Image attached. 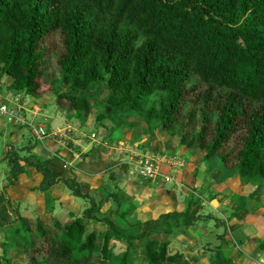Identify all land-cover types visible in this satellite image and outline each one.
<instances>
[{"label": "trees", "instance_id": "1", "mask_svg": "<svg viewBox=\"0 0 264 264\" xmlns=\"http://www.w3.org/2000/svg\"><path fill=\"white\" fill-rule=\"evenodd\" d=\"M51 35L60 38L56 65L68 89L50 87L75 116L88 113L89 87L97 83L106 95L96 122L135 116L264 188V0H0V76L12 89L42 94ZM9 155L5 188L23 172L22 160L42 173L37 189L61 183L89 205L55 234L41 220L26 229L6 198L14 224L1 229L0 264H139L130 249L113 252L112 245L141 241L150 229L131 236L101 216L100 201L76 180L50 176L34 155ZM171 216L194 217L174 211L161 218ZM99 222L105 231H89ZM154 231L143 264H189L167 251V232ZM13 240L25 247L24 258L7 257Z\"/></svg>", "mask_w": 264, "mask_h": 264}, {"label": "crops", "instance_id": "2", "mask_svg": "<svg viewBox=\"0 0 264 264\" xmlns=\"http://www.w3.org/2000/svg\"><path fill=\"white\" fill-rule=\"evenodd\" d=\"M4 79L5 77L0 76V89L4 83ZM12 90L13 92H11L9 96L13 97L16 101H19V96L22 95L32 98L31 95L26 94L23 90ZM51 95L49 96L46 93L42 96L37 97L39 103L42 106L41 109L37 107V102H30L29 106L33 107L34 109L31 112L36 115V111H42V116L45 118H49L48 104L50 105L53 102L58 104L55 96L51 97ZM3 100V95L0 93V102H2ZM61 105L64 109L66 104L61 103ZM63 113L64 111H60L56 106L54 116L51 118L52 122H59L60 119L63 118ZM71 113L75 115L74 110H68V114ZM72 120H74L75 122L76 116H73ZM74 125L75 123L73 124V126ZM105 125H107V122L102 121L95 126L99 129H103ZM56 127L58 126L56 125ZM66 128H72L74 132H78L75 131V127H72L70 125H68ZM55 129L56 130H52V132H50L51 136H47L42 140L34 139V144L28 147L29 153L24 155L23 157H20L23 159L26 156L34 155L41 161V167H43V169L50 176H53L55 178L66 177L76 180L80 184L83 192L88 193V195L91 196L96 202L100 201L101 216H104L105 213L103 207L109 204L110 209L107 210L108 216L105 217L113 220L122 230L126 231L131 236L137 237L146 229H150L147 235L150 234L154 236L148 238L146 235V237L148 239L157 238L158 235L154 231V228H156L157 231L158 227H161L162 223H167V221L161 219V216L165 213L174 212L173 210H175V208H178L176 209L177 212H186L188 215H194V218H198L196 221H199L198 215L199 213L201 214L202 210H204V204H202V200L204 199L202 195L203 193H200V189L191 190L187 187L185 179L187 176L191 175L195 167L192 162L188 161L186 157L182 155V153L178 152V149L171 150L165 146L164 148H162V150H160L157 149L155 145L152 144V142L144 143L131 137H127L128 139L120 138L112 141H110V139H104L103 137H101L105 140V142H101L99 138H96V135L94 133L92 134L95 135V138L91 137L92 134L90 135V138L91 140L96 142L97 148L91 149L90 147H84L82 144L80 145L79 142L81 141L75 138V133H73L74 135L72 140L73 148H70L66 143H64V141L59 140L60 136H53V134L57 130H59L58 128ZM158 130L159 129L153 131ZM159 131L162 132L161 130ZM19 133V127L15 125H13V127H7L0 118V136H3L1 147L5 152L4 157L0 159V233H2L1 229L4 226L14 224L13 213L9 211L6 205V198H8L11 201L13 208L18 211L26 229L34 231L36 228V221L41 220V222L46 227L50 228L56 234L57 230L61 226L69 222L75 216H79L82 213V211L89 205V199L82 198L81 201L78 202L77 199L81 197L78 198V196L72 194L71 191L70 194H65L63 187H61L59 183L54 184L46 191L37 189L43 178V175L34 166L27 165L23 172L17 174L15 182L5 188L7 184V176L10 171L9 168L6 167L7 159H5V157L7 154H9L10 150H13L14 144H16L18 141L17 138ZM46 139L49 141L45 142ZM38 143H41L42 147L39 146ZM119 143H128L129 149L123 150L122 146H118ZM78 145H80V147L82 148L80 152L79 149H76L78 148ZM102 149L105 150V155L101 153L100 150ZM134 153H146L147 155L154 158L157 157V159H159L157 174L150 178H142L137 175L135 167L131 163V157H133ZM119 156H122L123 158L120 159ZM203 159L205 158L203 157ZM205 161L207 160L205 159ZM74 164H76V166ZM108 167L112 170L111 172H114V175L111 174L110 177L114 176L115 182L121 184V193L125 196V200L123 202L121 200H118L117 196L114 193H110L111 195L108 194L115 197L114 201L110 199L107 200L105 198L106 195H102L104 193H102L101 190L105 186L109 185V183L104 182V175H102L104 172H106ZM123 168L125 169V171L123 170ZM213 170L214 169L211 168V171ZM205 174L206 169L203 173V176ZM210 174L211 173H209V175ZM232 174L238 177L243 185L250 184L251 186H254V190L251 194L257 195L262 190L256 188V186L252 183L244 181L239 175H236L234 173ZM221 175L222 173H220L219 177H216V182L222 183L219 181ZM191 180V182H194V178L191 177ZM143 181L145 182L142 183ZM194 186H196L195 183ZM60 188H62V191L57 192ZM196 196L200 198V200L195 198ZM192 199L197 200L191 201ZM215 202L216 205H219L217 200H213L210 207L213 208ZM68 203H73V210L71 209L72 206L70 207ZM169 207L172 209L168 212L167 210L170 209ZM219 207L220 205L216 209L213 208L214 216L215 214L220 215L221 212L224 213V210L220 209ZM196 210H199L197 215L193 214L196 212ZM163 211L165 212L162 213ZM194 218H184L185 223L187 225H191ZM206 218L208 219L209 217L206 215ZM219 219L220 217H217L215 219V222ZM226 219L227 217L225 218V220ZM225 220H223L222 224H220L224 226V229L226 227ZM261 220H263L261 228L264 229V218H261ZM154 221H158V225L155 224ZM100 223L101 222L94 224L99 225ZM254 223V226H259L258 221H255ZM234 226L236 227L237 225L232 224V227ZM92 230L101 232L105 231L106 229ZM183 231L184 234L182 235L190 241H198L202 236L201 231L200 233L195 230L192 231L190 227L188 228L187 226L183 228ZM172 235H174L172 232L169 233L170 240L172 238ZM218 236H221V234H218ZM130 241H132V239L128 240V242ZM223 241H225V238L222 240V242ZM98 242H100V240ZM13 244L14 246L11 249H14V247L16 249L23 248L25 251V248L23 246H17V240H13ZM262 244V249L257 253V255L259 253H264V242ZM11 249H9L6 254L7 257L10 258H12V256H9V252ZM24 251L22 255L14 257L24 258ZM178 254L181 255V262L194 264L186 259L183 253ZM261 256L262 254H260V257ZM261 260H264V257ZM233 262L236 264H241L237 261ZM248 264L260 263L258 260H256V258H251Z\"/></svg>", "mask_w": 264, "mask_h": 264}, {"label": "rangeland", "instance_id": "3", "mask_svg": "<svg viewBox=\"0 0 264 264\" xmlns=\"http://www.w3.org/2000/svg\"><path fill=\"white\" fill-rule=\"evenodd\" d=\"M46 44L49 46L47 49L50 52V56H48L44 64L46 74L40 80V87L42 91L40 96L47 93L49 96L52 94L51 97L55 96L56 99L57 96L52 93L50 83H52L53 88L59 92L68 89V86L62 81V74L59 67L56 65V56L61 50L59 36L51 35L47 39ZM11 92H13L12 87H10L7 78L5 77L4 83L0 89V93L3 95L4 100L0 102V104H4L8 107V109H11L17 104L23 105L24 102H27L25 108L23 109L26 120L33 126H37L39 124L43 125L49 134L48 136H51L50 132H52V130H56L55 128L62 129V132L56 137L60 136L59 140L64 141V143H66L70 148H73V133L76 134L75 138L81 141L79 142L80 145L82 144L84 147H90L91 149L97 148L96 142L90 138V135L94 133L96 138H99L101 142H105L104 139H110V141H112L115 139H128L127 137H131L144 143L152 142V144L160 150H162L165 146L171 150L178 149V152L182 153V155H184L188 161L192 162L195 167L194 171L191 175L186 177L185 181L188 188L191 190L200 189V193H203L202 195L204 199L202 200V204H204V210H202L201 214L199 213L198 215L199 221H196L198 218L191 217L194 218L191 225H187L184 220L185 217L182 216L168 217L166 220L163 217L161 218L162 220L167 221V223H162L161 227L159 226L157 230L167 232L166 235L169 242L167 248L168 252L183 253L184 257L194 264H224L221 260L222 258L237 261L241 264H248L251 258H256L260 264H264V260H261L264 257V253H259V256L257 255V253L262 249V243L264 242V229L261 228V225L263 224V220H261V218H264V188L257 195L251 194L254 190V186H251L250 184L243 185L238 177L234 176L231 171L222 167L221 160L218 157H211L205 161V159H203L205 154L204 151L192 149L186 145H181L179 142V136L176 134L164 133L159 130L149 131L143 121L135 116H129L128 118L121 116L111 121L104 120V122H107V125H105L103 129L97 128L95 125L99 123L95 121V115L97 111L104 106L106 95V92L101 90V85H98L97 83L91 84L89 87L88 95L90 110L88 113L84 114V116H76L75 122L72 120V117L75 115L73 113L68 114L67 105H65L64 109L61 105V103L64 104L63 102L66 103L65 99H61L62 102H58L56 99L58 104L55 102L50 105L48 104L49 118H45L42 116V111H36V115H34L33 112H31L34 110L33 107L28 106L30 102H37V107L41 109L42 106L37 97L32 96V98H30L29 96L27 97L22 95L19 96V101H16L13 97L9 96ZM56 106L57 109L60 111L63 110L64 113L62 114L63 118L60 119L59 122L54 123L51 118L54 116ZM0 118L4 122L5 126L13 127V123L8 121V116L1 114ZM74 123L75 125L73 126ZM56 125L58 127H56ZM68 125L75 127V131L78 132H74L72 128H66ZM19 128L20 133L17 138L18 141L14 144L13 151H15L19 157H23L29 153L28 147L34 144V137L31 133V126H20ZM47 141L49 140L46 139L45 142ZM2 142L3 136H0V159L5 155V152L1 147ZM38 145L42 147L41 143H38ZM80 145L76 148L79 149V152L82 149ZM118 146H122L123 150L129 149L128 143H119ZM100 151L103 155H105L104 149ZM9 152H11V150ZM119 157L120 159L123 158L122 156ZM11 158L12 155L9 154L5 157V159H7L6 167L9 168V170L12 166L10 162ZM20 163L24 170L26 167L25 163L22 160H20ZM74 165L76 166V164ZM211 168L214 170L211 171ZM205 169L206 174L203 176ZM123 170L125 171L124 168ZM111 171L112 170L108 167L106 172L102 174L104 175V182L109 183L108 186H105L107 188L104 187L101 190V192L104 193L102 195H106L105 198L107 200L110 199L114 201L115 197L110 196V193H114L118 200L123 202L125 200V196L121 193V184L115 182L114 176L110 177L111 174L114 175V172ZM209 173L211 174L209 175ZM220 173H222V175L220 176L219 181L222 183H218L215 180L216 177H219ZM191 177L194 178V182H191ZM144 182L145 181L142 183ZM194 183L196 186H194ZM59 184L63 187L65 194L71 193L66 186L61 183ZM61 191L62 188L58 189L57 192ZM195 198L200 200L197 196ZM81 199L82 198L77 199L78 202H80ZM197 199H192L191 201ZM213 200L218 201L220 205L219 208L223 209L224 213L221 212L220 215H213V208L216 209L219 206L218 204L216 205L215 202L214 207H210ZM69 206H72L71 209L73 210V203L69 204ZM108 206L109 204L103 207V210L105 211L104 216H108L107 210L110 209V206ZM171 209L172 208L167 211L169 212ZM176 209L178 208H175L173 211H177ZM164 212L165 211L162 213ZM198 212L199 210H196L193 214L197 215ZM206 215L209 217L208 219L206 218ZM217 217H220V219L215 222ZM226 217L227 219L225 220ZM223 220L226 221L225 229L223 225H220ZM255 221H258L259 226H257L259 228L254 226ZM232 224H236L237 226L232 227ZM186 226L188 228L190 227L192 231L195 230L199 233L201 231V238L198 241H190L185 238L182 234H184L183 228ZM89 229L103 230L107 229V226L101 222L99 225L94 224L90 226ZM171 232L174 235H172L170 240L169 233ZM218 234H221V236H218ZM153 236L154 235L150 234L147 235L148 238ZM147 237L141 241L134 238H132V241L130 242L114 241L112 251L120 252L121 250L128 248L131 250L135 261L139 264H143L144 242L148 239ZM224 238L225 241L222 242ZM1 239L2 233H0V240ZM1 250L2 249L0 248V255ZM23 251V248L16 249L14 247V249L10 250L9 256L14 257L22 255ZM217 253L221 256H218ZM260 254H262L261 257ZM93 261H90L88 264H91Z\"/></svg>", "mask_w": 264, "mask_h": 264}, {"label": "built area", "instance_id": "4", "mask_svg": "<svg viewBox=\"0 0 264 264\" xmlns=\"http://www.w3.org/2000/svg\"><path fill=\"white\" fill-rule=\"evenodd\" d=\"M27 102H24L23 105H15L13 108L8 109L4 104L0 105V114L8 116V121L13 123V125L20 126H31V133L35 140H42L46 138L49 134L47 133L43 125L33 126L29 123L25 116L23 109L25 108ZM29 106V104H28ZM62 129L57 130L53 136L60 134ZM64 131V130H63ZM92 138H95V135H91ZM131 163L134 165L137 175L142 178H150L157 174L159 159L147 155L146 153H134L131 157Z\"/></svg>", "mask_w": 264, "mask_h": 264}]
</instances>
